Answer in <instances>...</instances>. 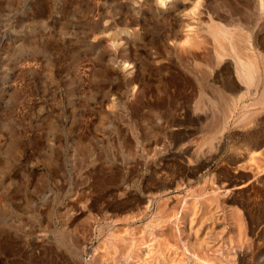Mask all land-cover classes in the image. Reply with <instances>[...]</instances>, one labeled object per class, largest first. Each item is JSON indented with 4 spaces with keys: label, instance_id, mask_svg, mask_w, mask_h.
<instances>
[{
    "label": "rangeland",
    "instance_id": "1",
    "mask_svg": "<svg viewBox=\"0 0 264 264\" xmlns=\"http://www.w3.org/2000/svg\"><path fill=\"white\" fill-rule=\"evenodd\" d=\"M263 57L264 0H0V264H264Z\"/></svg>",
    "mask_w": 264,
    "mask_h": 264
},
{
    "label": "bare ground",
    "instance_id": "2",
    "mask_svg": "<svg viewBox=\"0 0 264 264\" xmlns=\"http://www.w3.org/2000/svg\"><path fill=\"white\" fill-rule=\"evenodd\" d=\"M261 2V1H260ZM204 3V2H203ZM215 4V3H214ZM203 5V4H202ZM218 5V4H217ZM216 7V6H215ZM219 28V27H218ZM213 30V29H212ZM213 32V31H212ZM205 33V32H204ZM216 37L221 40L222 42V39L223 38H227V39H234V37L231 38L230 36V32H226V31H222L221 33L219 32V30H217V32L215 33ZM239 39V37H238ZM216 40V39H215ZM245 40V39H244ZM236 42V41H235ZM213 43V42H212ZM224 43V41H223ZM244 43V42H243ZM216 46V45H215ZM227 46V45H225ZM230 47V46H229ZM234 47V46H233ZM236 47V46H235ZM253 49V48H252ZM225 50V49H224ZM241 50V49H240ZM245 50V49H244ZM242 49V51H244ZM220 51V50H219ZM238 51V50H237ZM225 53V52H224ZM244 53V52H243ZM238 54V53H237ZM239 56V55H238ZM249 56V55H247ZM261 57L263 55H260ZM241 57V56H239ZM245 58V57H244ZM250 58V56H249ZM264 58V57H263ZM262 58V59H263ZM220 59V58H219ZM253 59H254V56H253ZM253 59H248L246 61H238L237 63V74L238 76L243 80L244 83L248 84L249 86L254 82V79H255V74L257 72V64L256 62L253 60ZM217 60V59H216ZM264 60V59H263ZM264 65V64H263ZM235 69V68H234ZM199 75V74H198ZM200 77V76H199ZM213 79V78H212ZM264 81V80H263ZM258 83V81H257ZM262 85V84H261ZM213 87V86H212ZM246 87V86H245ZM257 88V87H256ZM263 93V92H262ZM263 96L261 97V99L264 97V93L262 94ZM226 96V95H225ZM242 97V96H241ZM222 102V101H221ZM218 121V120H217ZM223 121V120H222ZM216 123V122H215ZM263 171V170H262ZM228 193V192H227ZM222 194V193H221ZM202 195V194H201ZM228 195V194H227ZM209 196V195H208ZM219 196V195H218ZM191 197V196H190ZM221 197V196H220ZM195 198V197H194ZM209 198V197H208ZM212 198V197H211ZM210 199V198H209ZM177 200V199H176ZM212 201V200H211ZM223 206V204H222ZM188 207V206H187ZM148 208V207H147ZM158 215V214H157ZM141 217V216H140ZM159 218V217H158ZM214 220V219H213ZM133 222V221H132ZM223 223V222H221ZM175 224V223H174ZM231 224V223H230ZM201 229V228H200ZM246 231V230H245ZM210 232V231H209ZM232 237V236H231ZM109 238V237H108ZM205 242V241H204ZM145 246V245H144ZM163 247V246H161ZM174 255V254H173ZM227 256V254H226ZM179 257V256H178ZM185 259V258H184ZM99 260V259H98ZM206 260V259H205ZM245 260V259H244ZM100 261V260H99Z\"/></svg>",
    "mask_w": 264,
    "mask_h": 264
}]
</instances>
